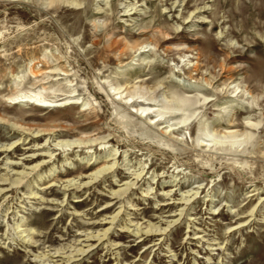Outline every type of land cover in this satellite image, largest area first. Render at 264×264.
<instances>
[{
    "label": "rangeland",
    "instance_id": "rangeland-1",
    "mask_svg": "<svg viewBox=\"0 0 264 264\" xmlns=\"http://www.w3.org/2000/svg\"><path fill=\"white\" fill-rule=\"evenodd\" d=\"M0 264H264V0H0Z\"/></svg>",
    "mask_w": 264,
    "mask_h": 264
},
{
    "label": "bare ground",
    "instance_id": "bare-ground-1",
    "mask_svg": "<svg viewBox=\"0 0 264 264\" xmlns=\"http://www.w3.org/2000/svg\"><path fill=\"white\" fill-rule=\"evenodd\" d=\"M182 103H183V102H182ZM41 106H43V105H41ZM31 158H32V157H31ZM13 166H17V164H13ZM98 172H99V171H98ZM1 181L4 182L5 180H2V179H1ZM25 237H26V236H25ZM96 237H97V236H96ZM95 240H96V239H95ZM97 241H98V239H97ZM27 242H28V241H27ZM82 254H83V252H82ZM78 255H79V254H78ZM80 255H81V254H80ZM69 259H70V258H68V260H69ZM39 262H40V261H39ZM46 262H47V261H46Z\"/></svg>",
    "mask_w": 264,
    "mask_h": 264
}]
</instances>
